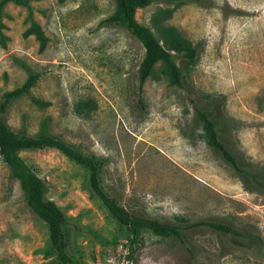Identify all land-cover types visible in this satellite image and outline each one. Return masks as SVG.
<instances>
[{
  "label": "rangeland",
  "instance_id": "1",
  "mask_svg": "<svg viewBox=\"0 0 264 264\" xmlns=\"http://www.w3.org/2000/svg\"><path fill=\"white\" fill-rule=\"evenodd\" d=\"M3 9L0 123L16 134L48 135L84 156L102 159L99 182L119 205L142 216L182 224L211 220L256 235L239 248L206 228L186 233L191 254L168 238L142 235L127 257L126 229L92 195L86 170L53 149L20 158L44 184V198L64 214L66 254L78 264H264V191L243 185L205 143L194 107L208 105L237 158L264 170V0H150L134 19L162 43L169 33L196 49L184 64L172 53L181 87L155 64L142 86L143 49L122 24H102L113 0H30ZM0 264H60L47 230L25 205L18 181L0 160Z\"/></svg>",
  "mask_w": 264,
  "mask_h": 264
},
{
  "label": "trees",
  "instance_id": "2",
  "mask_svg": "<svg viewBox=\"0 0 264 264\" xmlns=\"http://www.w3.org/2000/svg\"><path fill=\"white\" fill-rule=\"evenodd\" d=\"M30 0H0V19L4 7L11 3L24 7L28 12L30 27L25 35L33 34L39 41V50L44 48L45 39L37 26L32 21L29 7ZM66 0H59L64 2ZM114 12L101 21L102 24H122L127 32L134 37L143 49V57L138 67V83L149 77L156 63L165 65L170 83L181 87V73L175 63L172 53L177 54L184 64H192L196 60V49L183 38L173 34L158 41L151 31L136 22L134 13L138 8L149 5L150 0H113ZM173 3L181 1L199 0H172ZM0 21V37H1ZM37 78L36 74L29 73L23 84L3 95L0 110L10 99L27 94ZM213 106L198 109L194 107V114L201 121L205 143L227 164L239 177L243 185L257 191H264V170L257 169L251 164L237 158L228 150L221 136V119L213 112ZM41 149H53L63 154L68 160L80 166L88 173L87 184L92 195L105 208L107 213L121 226L126 229L127 257L130 258L135 250L142 244V235L148 232L153 236L168 238L178 244L185 252L191 254L186 245V233L191 230L206 228L216 234L228 236L239 248L253 249L262 245L261 240L254 234L238 230L234 227L211 220H200L193 223L185 222L176 224L142 216L130 212L119 205L101 187L99 182V170L102 165L101 158L84 156L63 141L48 135L25 136L16 134L7 126L0 123V160L8 170L9 176L18 181L22 197L26 207L44 223L50 246L54 249L60 264H78L71 261L66 254V242L64 235L65 216L62 211L52 202L44 198L45 188L40 178L20 158L22 151Z\"/></svg>",
  "mask_w": 264,
  "mask_h": 264
}]
</instances>
